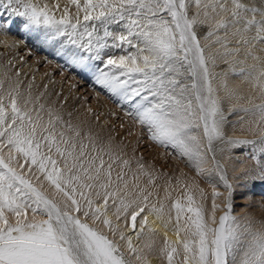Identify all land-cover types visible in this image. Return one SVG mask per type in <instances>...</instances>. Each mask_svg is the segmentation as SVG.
Here are the masks:
<instances>
[{
	"label": "snow or ice",
	"instance_id": "snow-or-ice-1",
	"mask_svg": "<svg viewBox=\"0 0 264 264\" xmlns=\"http://www.w3.org/2000/svg\"><path fill=\"white\" fill-rule=\"evenodd\" d=\"M21 49L59 72L24 86L8 68ZM5 58L0 264H264V221L235 212L264 209V0H0ZM65 73L194 175L160 184L65 119Z\"/></svg>",
	"mask_w": 264,
	"mask_h": 264
},
{
	"label": "rangeland",
	"instance_id": "rangeland-1",
	"mask_svg": "<svg viewBox=\"0 0 264 264\" xmlns=\"http://www.w3.org/2000/svg\"><path fill=\"white\" fill-rule=\"evenodd\" d=\"M19 55H24L27 63H18L19 56L13 60V64L9 65L10 68L9 75L15 78L16 71L21 72V78L24 81V86L27 85L32 76L36 78V84L46 83L48 80L47 76H44L45 73L50 75L53 73H58L59 70L56 68L55 64L48 65L46 63H37L40 59V55L33 56L31 58L27 57L25 50L21 49ZM11 58V57H8ZM7 63V58L0 59V66ZM6 69L0 67V79L3 78V72ZM53 79L57 81L54 86L55 91H62L63 95L69 96L68 104L64 105V115L65 119H68L67 112L71 111L73 113V122H76L78 119L87 120L92 126L93 130L100 132V134L107 139L111 136L115 145L123 148L127 153L126 158L132 159L133 168L135 169V162L137 159L143 158V163L146 167L154 169L156 173L165 174L162 176L158 183L163 184L164 178L167 176L175 177L179 175L180 171L189 172L183 162L180 160L167 156L165 154V149L159 148L151 144L147 139L141 136V130L139 126L132 124V121L125 117L123 113L115 107L104 95L97 96L96 92L86 85L79 84L76 80L72 79L71 75L65 73V76L56 74L52 76ZM76 84V88H73L72 85ZM239 85V87L247 91L248 85L240 84L239 80L234 82V86ZM53 86L50 85V90ZM42 90V88L40 89ZM87 97V99H85ZM56 97L53 95L51 100H55ZM56 107H60V104L57 103ZM91 108L92 112L90 113L88 109ZM116 112L117 116H112L110 113ZM94 114H100V121L96 122L94 119ZM243 115V113H241ZM233 121L237 120V117H232ZM121 123L124 124V127L121 128ZM239 125H237L236 134L240 135ZM129 131L133 134L129 135ZM231 131V130H230ZM239 155V152L236 153ZM189 175H194V173L189 172ZM201 187L205 189V192L209 196L208 206L210 207V195L211 188L206 184L201 183ZM173 195H176L174 193ZM198 195V194H197ZM254 200L258 201L259 197H254ZM238 203L243 204L244 201H238ZM237 214L241 217L250 216L253 218V227L258 228L260 224L259 221H264V209H261L258 204L252 208L246 210L237 208L235 210ZM221 213L218 212L217 216ZM242 223L245 221L242 220Z\"/></svg>",
	"mask_w": 264,
	"mask_h": 264
},
{
	"label": "bare ground",
	"instance_id": "bare-ground-1",
	"mask_svg": "<svg viewBox=\"0 0 264 264\" xmlns=\"http://www.w3.org/2000/svg\"><path fill=\"white\" fill-rule=\"evenodd\" d=\"M245 86H246V85H245ZM247 89H248V88H247ZM209 208H210V207H209ZM218 216H219V215H218ZM169 234L171 235V233H169ZM162 238H163V237H162V229H161V235H160V237H159V240L162 241Z\"/></svg>",
	"mask_w": 264,
	"mask_h": 264
}]
</instances>
